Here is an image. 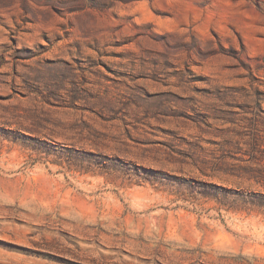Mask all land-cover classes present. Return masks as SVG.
<instances>
[{"label": "rangeland", "instance_id": "obj_1", "mask_svg": "<svg viewBox=\"0 0 264 264\" xmlns=\"http://www.w3.org/2000/svg\"><path fill=\"white\" fill-rule=\"evenodd\" d=\"M0 264H264V0H0Z\"/></svg>", "mask_w": 264, "mask_h": 264}, {"label": "bare ground", "instance_id": "obj_2", "mask_svg": "<svg viewBox=\"0 0 264 264\" xmlns=\"http://www.w3.org/2000/svg\"><path fill=\"white\" fill-rule=\"evenodd\" d=\"M64 229V228H63Z\"/></svg>", "mask_w": 264, "mask_h": 264}]
</instances>
